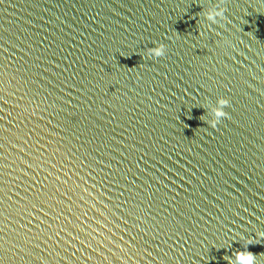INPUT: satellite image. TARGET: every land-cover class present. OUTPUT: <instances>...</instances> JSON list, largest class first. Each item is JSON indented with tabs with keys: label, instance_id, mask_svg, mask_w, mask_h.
Returning a JSON list of instances; mask_svg holds the SVG:
<instances>
[{
	"label": "water",
	"instance_id": "95a60500",
	"mask_svg": "<svg viewBox=\"0 0 264 264\" xmlns=\"http://www.w3.org/2000/svg\"><path fill=\"white\" fill-rule=\"evenodd\" d=\"M154 47L0 0V264H264V92Z\"/></svg>",
	"mask_w": 264,
	"mask_h": 264
},
{
	"label": "clouds",
	"instance_id": "9594fccd",
	"mask_svg": "<svg viewBox=\"0 0 264 264\" xmlns=\"http://www.w3.org/2000/svg\"><path fill=\"white\" fill-rule=\"evenodd\" d=\"M224 0H221L223 3ZM226 9L220 7L219 4L210 8L205 13V18L211 24H216L218 22V18L220 20L224 19V13ZM167 49L163 44L158 45L157 47L148 49V56L150 58H162L166 55ZM230 106V101L225 98H220L217 101L216 106H211L209 110V115L212 116L211 120H206L205 122L209 124V126L213 129L217 128V126L221 123L223 119L229 118V114L225 111L226 108ZM264 236V233L261 234ZM248 244L251 245L252 241L249 240ZM257 257L253 253L249 251H241L235 254V259H229V264H256Z\"/></svg>",
	"mask_w": 264,
	"mask_h": 264
}]
</instances>
